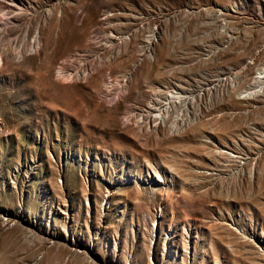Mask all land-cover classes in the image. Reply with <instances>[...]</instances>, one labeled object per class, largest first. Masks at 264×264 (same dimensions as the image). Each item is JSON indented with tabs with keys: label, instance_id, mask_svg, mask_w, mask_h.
I'll return each instance as SVG.
<instances>
[{
	"label": "rangeland",
	"instance_id": "obj_1",
	"mask_svg": "<svg viewBox=\"0 0 264 264\" xmlns=\"http://www.w3.org/2000/svg\"><path fill=\"white\" fill-rule=\"evenodd\" d=\"M16 1L0 264H264V0Z\"/></svg>",
	"mask_w": 264,
	"mask_h": 264
},
{
	"label": "bare ground",
	"instance_id": "obj_2",
	"mask_svg": "<svg viewBox=\"0 0 264 264\" xmlns=\"http://www.w3.org/2000/svg\"><path fill=\"white\" fill-rule=\"evenodd\" d=\"M6 1H7L8 6L5 9V11H3V14L7 18V20L11 19L10 17L16 16L17 14H19L20 12H22L24 10L23 6L25 7V3L19 4L16 0H6ZM27 10H30V9H27ZM6 18H4V19H6ZM4 21H2V22L0 21V27L6 23ZM181 98H182L181 95H179L178 93H174V94L170 95V99L172 101H176V100L178 101V100H181Z\"/></svg>",
	"mask_w": 264,
	"mask_h": 264
}]
</instances>
